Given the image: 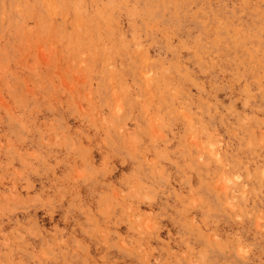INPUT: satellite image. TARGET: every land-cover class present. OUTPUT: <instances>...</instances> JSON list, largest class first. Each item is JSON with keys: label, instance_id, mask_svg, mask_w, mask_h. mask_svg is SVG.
I'll return each instance as SVG.
<instances>
[{"label": "rangeland", "instance_id": "obj_1", "mask_svg": "<svg viewBox=\"0 0 264 264\" xmlns=\"http://www.w3.org/2000/svg\"><path fill=\"white\" fill-rule=\"evenodd\" d=\"M0 264H264V0H0Z\"/></svg>", "mask_w": 264, "mask_h": 264}]
</instances>
